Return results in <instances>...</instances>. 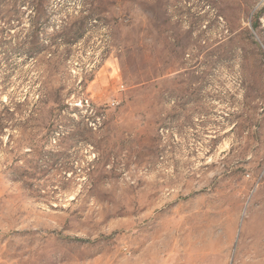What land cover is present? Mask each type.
I'll return each instance as SVG.
<instances>
[{"label":"rangeland","instance_id":"rangeland-1","mask_svg":"<svg viewBox=\"0 0 264 264\" xmlns=\"http://www.w3.org/2000/svg\"><path fill=\"white\" fill-rule=\"evenodd\" d=\"M0 264H264V0H0Z\"/></svg>","mask_w":264,"mask_h":264},{"label":"built area","instance_id":"built-area-1","mask_svg":"<svg viewBox=\"0 0 264 264\" xmlns=\"http://www.w3.org/2000/svg\"><path fill=\"white\" fill-rule=\"evenodd\" d=\"M78 101H79V102H76V103H75V105H76L77 107H83V108L91 109L92 112H93V104H92V102L90 101L89 98H81V99L78 100ZM118 104H119L118 101L113 100V101L111 102L110 105H111L112 107H116ZM100 120H101V118H99V121H100Z\"/></svg>","mask_w":264,"mask_h":264}]
</instances>
